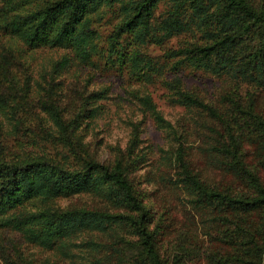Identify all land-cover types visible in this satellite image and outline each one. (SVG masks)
<instances>
[{"label":"trees","instance_id":"16d2710c","mask_svg":"<svg viewBox=\"0 0 264 264\" xmlns=\"http://www.w3.org/2000/svg\"><path fill=\"white\" fill-rule=\"evenodd\" d=\"M167 1L166 9L157 12L161 0H0V112L10 114L12 126L5 130L0 122V231H21L29 244L65 253L67 236L74 230H103L120 223L127 225L134 239L129 242L133 252L129 264H169L159 252L157 232L149 228V210L128 179V163L123 158L112 165L82 158L74 166L11 141L24 131L41 139H58L60 150H75L73 133L80 116L67 120L47 100L40 102L42 128H23L28 121L18 115L22 107L18 95L26 92L29 80L26 54L63 49L83 64L96 65L93 61L98 57L106 67L120 72L127 67L131 74L148 78L153 77L151 71L169 65L172 70H200L231 84L216 101H205L186 90L180 79L168 83L178 104L195 108L213 121L208 126L213 134L207 136L209 156L237 183L224 188L202 180L178 141L176 175L189 207L201 214L207 228L200 257L192 248L198 246L197 235L195 242L190 239L183 246V258L188 264H262L264 183L257 169L264 170V111L247 90H264V3ZM115 14L117 22L103 34L102 21ZM173 38L180 43L177 48L169 43ZM152 42L161 45L163 54H152L148 48ZM64 62L61 58L53 66ZM139 100L157 123L171 128L148 95ZM66 143L70 146H63ZM79 192L101 196L118 211L61 208L50 203ZM79 264L122 263L94 257Z\"/></svg>","mask_w":264,"mask_h":264},{"label":"rangeland","instance_id":"374dc122","mask_svg":"<svg viewBox=\"0 0 264 264\" xmlns=\"http://www.w3.org/2000/svg\"><path fill=\"white\" fill-rule=\"evenodd\" d=\"M259 2L264 3V0H256ZM168 3L161 0L157 12L166 9ZM118 18L116 14L107 15L100 28L102 33L106 34ZM169 43L173 48L180 45L176 38ZM148 48L154 56L163 54L157 43L152 42ZM61 58L66 62L58 68L53 66ZM24 60L29 65V83L26 92L17 97L22 105L18 115L28 121L23 128H42V100L55 103L67 120L80 116V124L73 133L75 150L71 152L56 148L58 139H41L24 131L11 141L23 142L22 146L28 147L29 152L50 155L63 164L74 166H78L82 158H92L107 165L123 158L128 163V179L149 210V228L157 232L161 256L169 264L175 261L188 264L182 248L190 239L195 242L198 235V246L192 248L200 257L203 233L207 228L202 224L201 214L189 207L187 193L178 181L174 162L178 141L184 147L192 169L202 180L224 188L234 187L237 183L209 156L207 136L213 134L208 126L213 125V121L195 108L178 104L168 83L180 79L186 90L205 101H216L231 89V84L225 78L200 70L190 67L172 70L169 65L151 71L153 77L148 78L138 72L131 74L127 67L122 72L106 67L98 57L93 61L96 65L83 64L63 49L32 51ZM18 71L19 80L24 83L22 71ZM247 93L258 109L264 111V90L249 88ZM142 95L151 98L171 128L157 123L139 100ZM0 122L5 130H11L9 113L0 112ZM257 174L264 183V170L257 169ZM50 203L61 208L118 211L103 197L88 192L60 197ZM130 232L127 225L120 223L109 224L103 230L80 228L67 236V248L61 253L29 244L21 231L3 230L0 231V264H8L6 259L28 264H79L94 257L129 264L127 261L133 253L129 242L134 241ZM200 260L197 257V262Z\"/></svg>","mask_w":264,"mask_h":264},{"label":"water","instance_id":"95a60500","mask_svg":"<svg viewBox=\"0 0 264 264\" xmlns=\"http://www.w3.org/2000/svg\"><path fill=\"white\" fill-rule=\"evenodd\" d=\"M262 264H264V254H263V261H262Z\"/></svg>","mask_w":264,"mask_h":264}]
</instances>
